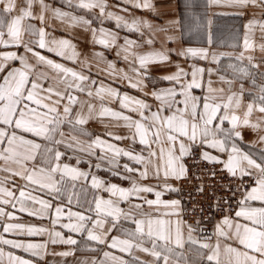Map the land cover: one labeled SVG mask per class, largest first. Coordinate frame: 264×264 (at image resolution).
I'll use <instances>...</instances> for the list:
<instances>
[{
  "label": "snow or ice",
  "instance_id": "obj_1",
  "mask_svg": "<svg viewBox=\"0 0 264 264\" xmlns=\"http://www.w3.org/2000/svg\"><path fill=\"white\" fill-rule=\"evenodd\" d=\"M210 3L241 10L236 14L260 12L249 15L243 49L230 57L235 62L186 70L166 46L175 21L129 20L109 11L108 0H64L60 7L54 0H0V264H38L48 255L75 258L85 251L93 258L72 264H264V0ZM131 6L163 18L154 0H131ZM77 9L87 11L74 14ZM89 16L114 20L138 39L125 35L121 42L119 32L93 27ZM55 21L90 33L104 50H78L72 39L57 38L49 31ZM175 55H211L219 65L221 54L188 48ZM173 64L159 78L168 87H148L153 66ZM90 121L103 123V134H94ZM204 162L213 168L210 177L218 168L236 182L226 188L231 196L213 197L209 208L220 219L210 234L203 217L185 218L180 199L163 198L181 191L173 182L200 180L189 171ZM18 213L47 219L50 227L23 222ZM57 245L67 249L50 250Z\"/></svg>",
  "mask_w": 264,
  "mask_h": 264
},
{
  "label": "crops",
  "instance_id": "obj_2",
  "mask_svg": "<svg viewBox=\"0 0 264 264\" xmlns=\"http://www.w3.org/2000/svg\"><path fill=\"white\" fill-rule=\"evenodd\" d=\"M200 2L201 6H203V10L200 9V12L197 11L195 5L197 2ZM56 6H63L64 0H54ZM156 11L162 14V20H155L153 16L147 10H136L131 6V0H108V4L110 5L109 11H114L119 15L125 16V18L131 20L132 17H141L143 19L151 20L154 24H164L168 21H175L174 26L170 29L168 35L174 37V39L167 42L166 46L172 49V60L175 63H179L186 70H190L193 65L198 67H226L228 63L235 62L234 59H230V57H234L240 50L243 49V38H244V25L248 21L249 15L255 13L259 15V9H249L244 11V14H236L237 9H228L213 6L210 3V0H154ZM127 8V12L124 9ZM66 11H71L67 7L64 8ZM182 10V11H181ZM87 10H79L77 9L74 14L83 15ZM97 12L98 10H93ZM206 12V14L204 13ZM88 18H93V27L99 29L100 27H104L106 29L117 31L122 38L127 35L130 39H138V33H129L124 29H117L115 26L114 20L105 19L103 23L99 20L94 19L93 16H89ZM184 18V19H183ZM195 18V23H194ZM219 18L227 19V20H218ZM218 20V21H217ZM184 21V23H183ZM211 21V24H209ZM52 35L57 38H69L72 39L74 43L77 44L78 50H85L88 52L91 51H103V47L100 45H93L91 34L85 32L83 29L76 28H68L65 30V26L61 25L59 21H55L53 27L49 29ZM211 37V41L209 40ZM159 47V44L156 45ZM188 48L195 49H207L209 53H217L220 55V64L217 65L212 62L211 55L208 60L201 59L200 57H183L176 56L175 53L178 50H185ZM146 48L139 49L138 51H146ZM48 55L50 58L60 60L59 57H56L51 53H44ZM228 54V55H223ZM105 55L108 56V59H114V52H105ZM71 66V62H66ZM119 67L124 68L125 64L121 61L119 62ZM175 70V65L173 64L171 67L164 68L161 66L160 68L153 66L151 70L152 82L148 85L149 88H152L153 85L156 87H168L169 84L167 82L161 81L160 76L169 73ZM95 71V68L93 69ZM123 91H128L132 95H142L135 89H130L124 86H121ZM94 134L100 135L104 132V124L99 121H90L87 126ZM116 131L124 133L126 130L117 129ZM245 139L248 141H252L254 139L253 134L248 133L245 136ZM121 146H127V142H121ZM137 150H139V146H137ZM215 154V153H213ZM127 162V158H122L121 163ZM82 167H87V165H82ZM101 176H104L106 179H111L114 183H119L122 186L127 187L128 184L125 181H120L118 178L110 177L109 174L101 171L99 173ZM177 187L178 182H173ZM106 195V194H105ZM154 198V197H150ZM164 199H179L178 193H166L163 197ZM21 216V220L26 223H32L36 225H43L45 227H50L47 219L41 221L34 217H29L25 214H19ZM66 231V230H65ZM0 233H2V228H0ZM7 238L13 239H25L30 240L31 242H43L47 239L46 236H36V237H14L11 234H5ZM79 239V237H75ZM55 248L57 252L64 251L67 249V246L57 245L50 246L51 248ZM107 250V249H104ZM5 251H13L17 255H22L25 258L33 259L37 261L38 258L30 257L29 254L24 253L21 250L10 249L8 246H5ZM93 258L91 253L81 252L78 253L77 257H68V258H60L53 257L51 255L45 256L43 261H38V264H44V261H47L48 264H58V262L62 259H67L68 264H72L73 259H91ZM97 259L102 258V252H100L99 257H95ZM193 261H195L196 257L193 254L190 257Z\"/></svg>",
  "mask_w": 264,
  "mask_h": 264
},
{
  "label": "built area",
  "instance_id": "obj_3",
  "mask_svg": "<svg viewBox=\"0 0 264 264\" xmlns=\"http://www.w3.org/2000/svg\"><path fill=\"white\" fill-rule=\"evenodd\" d=\"M189 165L192 164V161H187ZM213 170L212 166L206 162L201 163L199 168L190 167L189 176L194 177L197 173L201 176L200 180L194 178L187 181L178 182L177 187L180 188L178 193V198L182 202V206L185 209L186 219H189L191 222L193 219H201L203 217L205 223L204 227L208 229L209 234L212 231L213 225L220 219L219 213L214 209H210V204H215L213 197H229L231 192L227 191V186L231 183L233 188H235L236 182L228 177L224 173H220L218 168L217 176L215 178L210 177L207 173ZM203 184L204 192H197V188ZM235 201L233 200V203ZM203 208V213H200L199 209ZM193 209H196V212L193 213ZM211 218V223H208V219Z\"/></svg>",
  "mask_w": 264,
  "mask_h": 264
},
{
  "label": "trees",
  "instance_id": "obj_4",
  "mask_svg": "<svg viewBox=\"0 0 264 264\" xmlns=\"http://www.w3.org/2000/svg\"><path fill=\"white\" fill-rule=\"evenodd\" d=\"M195 7H196V9H197L198 12H200V9L203 10V6H201V4H200L199 1H198L197 4L195 5ZM181 11H182V10H181ZM204 13L206 14V12H204ZM183 19H184V18H183ZM218 20H222V21H224V20H227V19L219 18ZM218 20H217V21H218ZM183 23H184V21H183Z\"/></svg>",
  "mask_w": 264,
  "mask_h": 264
}]
</instances>
